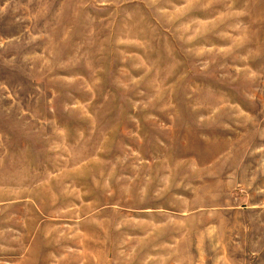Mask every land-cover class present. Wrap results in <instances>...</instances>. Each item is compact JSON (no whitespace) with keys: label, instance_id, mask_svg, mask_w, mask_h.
Wrapping results in <instances>:
<instances>
[{"label":"rangeland","instance_id":"1","mask_svg":"<svg viewBox=\"0 0 264 264\" xmlns=\"http://www.w3.org/2000/svg\"><path fill=\"white\" fill-rule=\"evenodd\" d=\"M0 264H264V0H0Z\"/></svg>","mask_w":264,"mask_h":264}]
</instances>
